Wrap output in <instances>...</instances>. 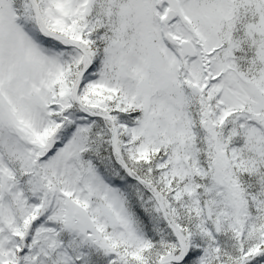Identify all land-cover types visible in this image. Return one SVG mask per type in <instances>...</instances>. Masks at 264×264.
Returning a JSON list of instances; mask_svg holds the SVG:
<instances>
[{"label":"snow or ice","instance_id":"6c2138e0","mask_svg":"<svg viewBox=\"0 0 264 264\" xmlns=\"http://www.w3.org/2000/svg\"><path fill=\"white\" fill-rule=\"evenodd\" d=\"M0 264H264V0H0Z\"/></svg>","mask_w":264,"mask_h":264}]
</instances>
